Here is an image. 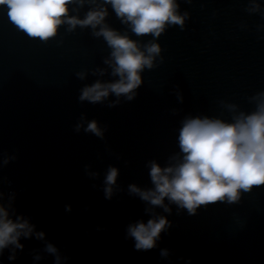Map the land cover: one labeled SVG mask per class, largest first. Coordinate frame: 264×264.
Wrapping results in <instances>:
<instances>
[{"label":"water","instance_id":"95a60500","mask_svg":"<svg viewBox=\"0 0 264 264\" xmlns=\"http://www.w3.org/2000/svg\"><path fill=\"white\" fill-rule=\"evenodd\" d=\"M179 2L181 13L190 14L184 30L175 26L162 34L163 63L157 60L156 68L145 70L134 101L115 108L78 99L81 88L97 77L81 81L76 73L106 67L103 60L111 50L103 38H95L91 29L69 33L62 27L56 38L41 42L17 30L6 6L0 7V162L5 153L17 156L0 166V186L17 193L19 212L33 218L38 230L71 257L70 264H185L188 259L264 264V186L243 193L238 204L202 206L195 216L186 210L177 214L172 206L167 217L172 228L150 251L138 252L125 239L128 224L150 218L128 186L151 187L146 164L155 159L163 166L179 151L181 120L227 117L221 101L251 112L255 105L248 98L264 91V32L257 31L264 20L245 11L248 0ZM88 10L81 9L80 17ZM109 13L107 23L124 32L110 6ZM129 34L144 43L152 39ZM81 114L107 128L103 140L74 131ZM86 165L100 178L90 179ZM109 165L119 168L122 189L111 200L102 190ZM65 205H71V213ZM21 242L25 250L15 264H32V250L43 245L35 239ZM161 249L170 250L168 259L160 257ZM7 256L0 264H10Z\"/></svg>","mask_w":264,"mask_h":264},{"label":"clouds","instance_id":"9594fccd","mask_svg":"<svg viewBox=\"0 0 264 264\" xmlns=\"http://www.w3.org/2000/svg\"><path fill=\"white\" fill-rule=\"evenodd\" d=\"M185 2L190 4L192 0ZM4 6L17 30L41 42L56 38L62 27L69 33L77 28L91 29L95 38H103L111 50L103 60L106 67L80 71L76 76L81 81L87 80L90 74L97 77L92 84L81 88L78 97L81 103H106L109 108L137 98L144 83L142 74L156 68L157 60L164 61L159 38L170 27L179 26L184 30L190 19L187 11L181 13L179 0H0V7ZM85 6L89 10L81 18L80 11ZM109 6L125 26L124 32L107 23ZM245 11L258 14L264 20L261 0H248ZM246 27L241 25L242 29ZM257 31L264 32V23L257 25ZM129 33L152 39L144 43L132 39ZM106 76L110 78L104 79ZM175 95L182 104L184 97L179 89ZM248 99L255 105L251 112L241 110L236 103L221 101L227 117L223 113L185 116L178 130L179 151L170 155L163 166L155 159L146 164L151 187L128 186V194L146 205L145 214L150 217L146 222L141 219L126 228L125 239L134 242L136 251L147 252L158 247L161 234L172 228L167 218L172 214V206L176 207L177 214L186 210L189 216H195L202 206L238 204L243 193L251 192L254 186H264V91ZM173 114H178L177 110ZM74 131L103 140L107 128L81 114ZM16 159L17 156L5 153L0 166L7 167ZM85 173L90 179L100 178V173L92 171L91 165L85 166ZM119 175V168L108 166L102 182L105 199L111 200L122 191ZM3 182L9 183L7 177ZM16 201L15 191H0V258L7 252V260L15 264L25 250L21 241L35 239L43 246L32 250V264H42L49 258L52 264H70L71 257L50 241L44 231L38 230L31 216L19 212ZM65 211L71 213V205H65ZM170 255V250H160L162 259ZM185 264H192L191 259Z\"/></svg>","mask_w":264,"mask_h":264},{"label":"trees","instance_id":"16d2710c","mask_svg":"<svg viewBox=\"0 0 264 264\" xmlns=\"http://www.w3.org/2000/svg\"><path fill=\"white\" fill-rule=\"evenodd\" d=\"M8 187H9V185H6V189H7V190L9 189Z\"/></svg>","mask_w":264,"mask_h":264},{"label":"rangeland","instance_id":"374dc122","mask_svg":"<svg viewBox=\"0 0 264 264\" xmlns=\"http://www.w3.org/2000/svg\"><path fill=\"white\" fill-rule=\"evenodd\" d=\"M0 191H2L1 186H0Z\"/></svg>","mask_w":264,"mask_h":264}]
</instances>
